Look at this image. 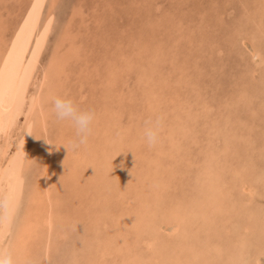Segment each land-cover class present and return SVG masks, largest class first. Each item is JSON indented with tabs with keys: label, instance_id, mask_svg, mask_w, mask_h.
Returning a JSON list of instances; mask_svg holds the SVG:
<instances>
[{
	"label": "rangeland",
	"instance_id": "374dc122",
	"mask_svg": "<svg viewBox=\"0 0 264 264\" xmlns=\"http://www.w3.org/2000/svg\"><path fill=\"white\" fill-rule=\"evenodd\" d=\"M45 2L44 15L33 42L34 48L40 40H47L45 50L26 95V106L14 133V145L3 163L5 171L22 151H25L24 156H30L33 150L27 116L32 114L35 95L51 72L49 64L53 51L59 46L62 81L52 93L71 99L81 110L95 111L104 120L107 117L104 110H108L114 126L109 129L110 135L104 133L112 137L104 136L106 141L116 143L99 153L100 160L103 161L104 156L113 159L102 163H111L105 166L116 169L114 171L124 169L128 178L135 176V179L129 178L130 183H135L137 174L142 173L151 181L148 186L137 182L139 192L129 184L123 185L124 189L131 190L128 197L121 195L120 198L115 189L122 184L118 181L112 188L109 182L104 184L103 181L102 185H108L110 190L107 192L106 187L97 186L101 191L104 189L98 203L87 189L79 193V203L73 210L68 211L71 204L66 201L63 217L78 221L67 224L58 240L66 244H61L63 247L52 254V263L66 264L68 261L67 264H72V249L80 243L83 259L92 256L97 264H116L104 256L102 246L96 245L95 230L99 227L96 224L100 223L102 230L104 227L114 229L116 216L126 212L123 215L134 247L130 256L136 260L132 264H233L226 259L227 250L243 233L250 244L236 264H251L252 256L264 239V0ZM34 3L35 0H0L2 54L13 45ZM253 45L260 50L257 60L253 57ZM110 93L112 103L108 100ZM49 104L53 107L52 101ZM156 116L163 117V124L158 142L149 147L143 130L145 122ZM48 123L47 136L51 141H60L62 132L66 138L75 140L71 135L75 133L74 126L58 120L53 110ZM100 144L101 148L104 142ZM82 146L72 147L71 156L77 157ZM40 156L39 151L38 155L34 153V157ZM39 163L31 164L29 176L26 175L22 182V192L17 196L19 201L12 206L9 227L4 218L11 205L6 204L5 180L0 184V236L12 229L11 233L6 231L0 250L9 247L19 221L20 202L25 201ZM105 166L99 171L105 172ZM245 169L249 173L242 179L243 175L239 174ZM99 171L97 175L100 176ZM87 173L84 176L88 177ZM214 179L215 184L211 183ZM245 181L255 187L252 198L242 195L241 185ZM218 189L223 191L222 195ZM84 191L92 201H84L87 198ZM205 201L209 218L201 219L196 217L198 212L193 204ZM79 204L82 208L77 207ZM189 209L195 216L190 212L185 221L186 229L177 232L172 217L174 210L181 215ZM151 211L156 215L154 218L149 214L154 224L148 217ZM71 212L73 215H69ZM247 214H255L252 221L256 226L245 232ZM167 217L170 220L165 222V228L161 227L164 223L161 220ZM215 242H220L225 249L220 256L212 258L208 249ZM124 257L117 255L122 264L127 261ZM260 261L264 264L263 257Z\"/></svg>",
	"mask_w": 264,
	"mask_h": 264
},
{
	"label": "bare ground",
	"instance_id": "6f19581e",
	"mask_svg": "<svg viewBox=\"0 0 264 264\" xmlns=\"http://www.w3.org/2000/svg\"><path fill=\"white\" fill-rule=\"evenodd\" d=\"M45 1L46 0H35V3L33 5V9L31 11L30 15L28 16L27 20L25 21V23L21 26V28L18 32L19 34H18L16 40L14 41L13 45H11V48H9L8 52H5L3 54L1 53L3 50L0 49V184L2 181L5 180L6 189H7V192H6L7 203L6 204L11 205L9 212L7 213L6 217L4 218V222L7 224V227H9V223L12 220V211L14 210V207H12L13 203H17L19 201L17 196L19 195V193L22 192L21 191V185H22V182L24 181L25 176L28 173V170H30V168H31V164H33L34 161H38V163L40 162L39 167L36 169V173L33 175L34 176L33 181L30 182L31 184H30V187L27 191L25 201L20 202V207L21 206L22 207L20 208L19 221L16 225V228L13 231L14 233H12V235H11L9 247L7 249L8 251H11V253L13 254V256L16 260V264H53L51 261L52 254L55 251L57 252V250L60 247H63L61 244H66V242H64V240L62 241L64 243L59 242L58 240L60 238H62V235L64 233V230L66 229L67 224L69 225L71 223H75L76 221H78V220H76L77 218L63 217V212H62V209L64 208L63 204H65V202L67 201V203H69L68 205L71 204V207L68 208V211L73 210V206H75L79 203V200H78L80 198L79 193L82 190L87 189L88 192H90L89 195L92 194L91 198L92 199L95 198L93 201L98 203V197L101 193L104 192L103 191L104 189L102 188V191H101V189L97 188V186L102 187L103 181H104V184H105V182H107V183L109 182L108 185L111 184L112 188L114 187L113 185L118 183V181H119L120 185L122 184L121 186H118L115 189L117 194L119 195V198L121 197V195L122 196L127 195L126 197H128L129 190H131V189H129V187H127L129 190L124 189L123 185L129 184L130 188L136 190V192H139V191H137V190H139L137 182L138 183H139V181L143 182V186L144 185L148 186L151 182V181L149 182V180L144 176L143 173H142L143 175L142 174L139 175V174H137L138 173L137 172L136 174H137L138 180H136V181L133 180V181H135V183L134 182L130 183L129 178L133 175H131L128 178V177H126V171L124 169L119 168V166H118L119 171H114L116 169L112 170L110 167L109 168L107 167V166H110L111 163L105 164L107 166H105L104 163H102V162H105V160L110 162L113 159L109 160L106 156H104L105 157V158L103 157L104 160L103 161H102V159L100 160V158H99V155L101 154L100 152L106 151L108 148L112 147V143L115 142V141L113 142L111 140L106 141L107 138L105 139L106 136L108 138L112 137V136H109L110 135L109 129L112 127L113 121H112V116L110 114H109V116L107 115V113H109L108 110H104V113L106 112L105 115L107 116V117H105L106 120H104L102 118V115H99L98 113H96V119L93 122L92 134L89 137V141H88L87 145H83L82 146L83 148L81 147L82 148L80 150L81 152L77 157L71 156L72 142L74 140L72 141L71 139L66 138L67 136L65 135V132L61 133L62 135H60V138H61L60 141H51L50 138L47 136L48 126H49L48 120H49L50 113L53 110V107L51 106V104H49V102L52 101L53 97H56L55 94L52 92L57 87V85H58L57 83L62 81L63 70L60 67L61 65H59V63L61 61L60 56H59L61 53V47H59V46H57V47L55 46L56 49L53 51L54 52L53 58L49 64V71H51V72H50V74H47L45 76L43 86L37 90L38 93H37V95H35V96H37L36 101L35 102L33 101L34 103L32 102L33 104H32V108L30 111V113H32V114H30V115L28 114V116H27V122H28V123L26 122L27 126H28L27 129H29V135H33V150H30L31 153L28 152V153H30V156L29 155L24 156L25 151H22V153H20V155H19V158H17V160L15 159L16 161L12 165H10L11 167H9L7 172L5 171L3 163L7 159L6 157H7L8 153L12 147L16 127L19 123L20 117H21V115L25 109V106H26V95H27L29 86H30L32 79L35 75V72L39 66V63L41 62L40 59L42 57L43 51L45 50L44 49L45 45H46L45 42L47 41V40L45 41V39L40 40L36 44V46H34V48H33V42L35 41L34 40L35 36H36L38 29L40 27L41 18L43 17L42 15H44L43 10H44V5L46 3ZM48 35H49V33H48ZM59 39H60V37H59ZM253 47H254L253 57H254V60H257L259 53H260L259 52L260 50H258V48H256L255 45H253ZM155 57H158V56H155ZM146 75H149V74H146ZM142 77H143V75H142ZM99 88H100V86H99ZM108 95H110V97L108 99L109 102L113 101V96H111L112 94L110 93ZM67 124L70 125L71 123L67 121ZM70 130L71 129H69V131ZM65 131H66V129H65ZM58 133H59V131H58ZM104 133H107L109 135H106ZM71 135L74 136V139L76 138L75 133L73 134V132H72ZM104 135H106V136H104ZM45 136H46V138H45ZM101 141H102V143L104 142V144L100 148ZM106 142H108V143L106 144ZM65 146L68 147V150ZM116 147L117 146H115L114 148H116ZM38 151H39V153H41V156L38 158L34 157V153L37 152V155H38ZM102 156H103V153H102ZM114 156H116V153ZM109 162H107V163H109ZM123 162L124 161H122V164H121L122 166H123ZM103 166H105V168H104L105 172L104 171L100 172L101 168ZM131 166L132 165H130V167ZM33 169L34 168L32 167V170ZM132 169H134V168H132ZM120 170H122V171H120ZM97 171H99L100 176L97 175ZM84 173H87V175H89L88 176L89 179H87L88 178L87 176H84L85 175ZM248 173H249V170L245 169L239 175H243V176H240L243 179V178H246V175H248ZM29 174H32V173H29ZM134 175H135V173H134ZM27 176H29V175H27ZM98 176H99V178H98ZM141 176H144V178H141ZM27 178H29V177H27ZM132 178L135 179V176L131 177V179ZM130 181H132V180H130ZM260 182H261V180H260ZM211 183L215 184L216 180L215 179L212 180ZM108 185L103 186V187L107 188V190H106L107 192L109 189V187H107ZM241 190L243 192L242 195H244V196L246 194V196H249L252 198L255 194V187L250 182H246V181L242 182ZM112 192H109V193H112ZM218 192H219V195L223 194V191L221 189ZM86 194L87 193L85 192V195ZM114 194H116V193H114ZM207 194H209V193L207 192ZM89 195L88 194H87V196L83 195L84 197H87V198L83 197L84 201H85V199L89 200L88 199ZM106 197H107V195H106ZM114 197H115V195H114ZM111 199H112V197H111ZM139 199H141V198H139ZM219 199H220V196L218 197L217 200H219ZM125 200H126V198H125ZM126 202H125V204H126ZM206 203H207V201H205V203H203V204H195V203L193 204V208L196 209L198 212V214H195L196 217L197 216L201 217V219L209 218L208 213H207L208 207H207ZM65 206L67 207V205H65ZM77 207L82 208V205L77 206ZM90 209H92V208H90ZM121 210H123V208ZM176 210H174L172 217H174L173 223L175 226V230L178 232L184 228L186 229V227H184L185 221L188 220L191 210L189 209V211H186L185 214H181V215L178 214V212ZM125 211H126V209H125ZM127 211L129 212V210H127ZM235 211H236V209H235ZM121 212H123V211H121ZM136 212L137 211H135V213ZM142 213L144 214L143 211H142ZM66 214L67 213H65V215ZM123 214H126V212H123V213L118 214L116 216L117 219H116V225L113 227L114 229H110V228L108 229L107 228L108 230H106V227H104L107 232L108 231L112 232L108 235H106V233H104L106 231L102 230L103 227H100V223L96 224V225H99V227H97V230H95V233L98 236L96 238L95 243H96V245L102 246V249H105L104 250L105 255L104 254L103 255L106 256V258H110L109 260L113 259L114 263L122 264V260L117 258V255L120 254L121 256L124 255L126 257L127 261L125 260L126 261L125 264H132V263H136L135 262L136 260L134 261L135 257H133L132 255L130 256V254L134 251V247L130 243L132 235L130 234V232L128 230L129 225L127 226V219L124 218L125 215H123ZM149 214L152 215L154 218L156 216V215L154 216V214L151 211L150 213H148L149 218H150ZM69 215H73L72 212ZM144 215H146V214H144ZM192 215H193V213H192ZM195 215H193V217ZM245 217L248 218L247 219L248 221H246L247 224L244 225L243 229L245 232H247L248 230H250V227L256 226L255 222L252 221L255 218V214H247V216H245ZM133 219H135V218L133 217ZM150 219H152V222L154 224L155 221L153 220V218L151 217ZM135 220H137V218ZM139 220H141V219H139ZM168 220H170V219H168V217L165 220H161L164 222L163 226H161V227H164L165 222L167 221V223H168ZM147 222H148V220H147ZM225 222H227V220ZM140 224H141V222H140ZM7 227H6V229H7ZM11 230L7 229L2 233V235L0 236V244H3L5 242L6 231H8V232L10 231V233H11L12 232ZM75 231H77V230H75ZM131 233H133V232H131ZM263 235H264V233H263ZM246 236L247 235L245 233H243L240 237V240L233 243L230 248L228 247L226 259L229 260L230 262H232L233 264L240 262L241 257L243 256V254L245 252V249L250 244V240L247 239ZM138 237H140V236H138ZM257 238H259V237H257ZM145 240H147V239L145 238ZM90 241H93V240H90ZM178 243H179V241H178ZM79 245H80V243H79ZM79 245L72 249L73 253L70 256L73 260L72 264H81V263L97 264L95 261H93L94 258L92 256H88V257H86V259L85 258L83 259L81 257V254H82L81 251H83L82 250L83 247L79 246ZM88 245L91 246L90 244H88ZM134 245H135V243H134ZM223 248H224V246L220 242H215L208 249V251H209L210 256H212V258H215L216 256H220ZM246 252H248V251H246ZM200 254H202V253H200ZM125 257H124V259H125ZM262 257L264 258V239H263V242L260 244V249H256V252L252 256L251 264H261L260 260ZM109 260H106V263H108ZM67 262L68 261H66V264H67Z\"/></svg>",
	"mask_w": 264,
	"mask_h": 264
},
{
	"label": "clouds",
	"instance_id": "9594fccd",
	"mask_svg": "<svg viewBox=\"0 0 264 264\" xmlns=\"http://www.w3.org/2000/svg\"><path fill=\"white\" fill-rule=\"evenodd\" d=\"M53 111L60 121H68L75 128V140L72 142L73 148H79L87 145L89 137L92 134V125L96 119V113L93 110H81L71 99H65L59 96L52 98ZM163 124V117L156 116L155 119H149L145 122L143 138L149 147H153L159 140V134ZM68 150V147L65 146ZM5 212H8L5 205ZM0 264H16V260L8 250H0Z\"/></svg>",
	"mask_w": 264,
	"mask_h": 264
}]
</instances>
